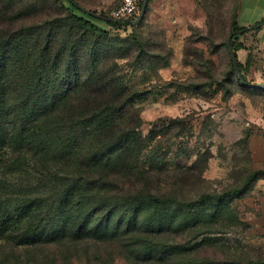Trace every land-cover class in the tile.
<instances>
[{"label":"rangeland","instance_id":"rangeland-1","mask_svg":"<svg viewBox=\"0 0 264 264\" xmlns=\"http://www.w3.org/2000/svg\"><path fill=\"white\" fill-rule=\"evenodd\" d=\"M76 1L108 16L121 2ZM147 8L133 28L93 21L109 33L110 44L101 52L109 54L111 61L119 58V73L132 89L146 94L133 109L141 117L140 132L152 140L140 163L145 175L111 180L121 193H128L121 188L129 193L147 192L173 205L172 213L165 209L161 218L175 223L166 224L158 234L140 228L128 237L127 246L119 241L26 246L13 238L3 239L0 264L264 261V91L241 86L226 47L239 2L151 0ZM263 26L236 37L244 46L236 53L238 62L245 66L244 55L252 56L250 68L241 72L251 85L264 84ZM4 175L9 183L3 184L4 198L27 197L39 189L37 183L0 162V176ZM232 190L239 194L227 201L216 198ZM204 195L213 198L196 220H189L186 213L173 215ZM158 217L150 212L140 221L145 224Z\"/></svg>","mask_w":264,"mask_h":264},{"label":"trees","instance_id":"trees-1","mask_svg":"<svg viewBox=\"0 0 264 264\" xmlns=\"http://www.w3.org/2000/svg\"><path fill=\"white\" fill-rule=\"evenodd\" d=\"M78 5L76 0H0V162L39 187L30 197L4 198L3 184L9 183L0 176V240L127 246L140 228L158 234L175 223L161 218L173 205L147 192L121 188L128 192L121 193L111 180L146 174L140 163L152 140L140 132L141 117L133 109L146 94L119 73V58L111 61L101 52L110 44L109 33ZM138 16L99 22L133 28ZM238 18L239 13L230 34L235 53L244 48L237 33L264 25L243 28ZM251 60L250 54L245 66L238 62L240 73ZM231 65L243 88L264 91L245 87L232 60ZM238 194L232 190L216 198L227 201ZM212 198L204 195L173 215L196 220ZM150 212L159 217L141 224Z\"/></svg>","mask_w":264,"mask_h":264},{"label":"crops","instance_id":"crops-1","mask_svg":"<svg viewBox=\"0 0 264 264\" xmlns=\"http://www.w3.org/2000/svg\"><path fill=\"white\" fill-rule=\"evenodd\" d=\"M239 2V24L243 28H252L264 21V0H238ZM256 14V16H252ZM249 16V17H248ZM248 17L246 23L242 19ZM264 31V26H263ZM249 54H245L244 63L247 62ZM242 61V60H241ZM243 63V62H242Z\"/></svg>","mask_w":264,"mask_h":264},{"label":"water","instance_id":"water-1","mask_svg":"<svg viewBox=\"0 0 264 264\" xmlns=\"http://www.w3.org/2000/svg\"><path fill=\"white\" fill-rule=\"evenodd\" d=\"M147 5H148V0H144L143 6L141 8V12H140L137 20L133 22V25H138L143 20V18L145 16V13H146ZM78 8L82 12H84L85 14H87V15H89V16L97 19V20H100V21H103V22H111V21L114 20L111 16H104L102 14L95 13V12H93V11H91V10L81 6V5H78ZM228 49H229V52H230L231 60H232V63L234 65L237 77L241 80L242 84L245 87H254V88L264 89V84L251 85V84H248V83H246L245 81L242 80L241 73L238 70V58H237V55L234 52L233 46H232V38H230L229 41H228Z\"/></svg>","mask_w":264,"mask_h":264},{"label":"built area","instance_id":"built-area-1","mask_svg":"<svg viewBox=\"0 0 264 264\" xmlns=\"http://www.w3.org/2000/svg\"><path fill=\"white\" fill-rule=\"evenodd\" d=\"M144 0H121L120 4L113 10L110 16L116 21H127L133 19L141 12V4Z\"/></svg>","mask_w":264,"mask_h":264}]
</instances>
